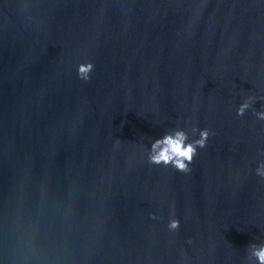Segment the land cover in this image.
Segmentation results:
<instances>
[{
	"label": "water",
	"instance_id": "95a60500",
	"mask_svg": "<svg viewBox=\"0 0 264 264\" xmlns=\"http://www.w3.org/2000/svg\"><path fill=\"white\" fill-rule=\"evenodd\" d=\"M253 93L264 0H0V264H256ZM189 122L215 131L192 171L148 163Z\"/></svg>",
	"mask_w": 264,
	"mask_h": 264
},
{
	"label": "clouds",
	"instance_id": "9594fccd",
	"mask_svg": "<svg viewBox=\"0 0 264 264\" xmlns=\"http://www.w3.org/2000/svg\"><path fill=\"white\" fill-rule=\"evenodd\" d=\"M95 68L96 64L93 60L80 61L77 65V75L81 80L89 81L92 79ZM258 100H264V94L246 95L236 108V114L242 117L249 109H252L256 118L264 121V106L259 109L254 107ZM213 135L215 131L210 127H200L199 124L191 122L186 126L178 124L152 140L146 159L153 165L171 167L179 172L190 173L200 150L208 146L209 138ZM141 157H145L143 152H141ZM255 175L264 178V159L257 160ZM151 215L153 219L157 218L156 212ZM180 227L181 219L173 210L168 219L167 228L175 232ZM251 256L255 257L256 264H264V244L252 245Z\"/></svg>",
	"mask_w": 264,
	"mask_h": 264
}]
</instances>
